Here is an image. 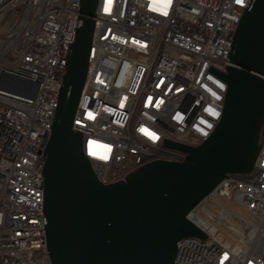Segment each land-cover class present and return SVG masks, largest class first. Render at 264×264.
Returning <instances> with one entry per match:
<instances>
[{"label": "built area", "instance_id": "obj_1", "mask_svg": "<svg viewBox=\"0 0 264 264\" xmlns=\"http://www.w3.org/2000/svg\"><path fill=\"white\" fill-rule=\"evenodd\" d=\"M81 0L23 3L0 38V264H52L42 168ZM250 0H98L73 130L104 184L155 161L183 163L163 139L197 147L221 121L233 38ZM129 172V173H130ZM128 173V174H129ZM187 218L207 240L177 243L175 264H264V127L249 173L227 175ZM223 201L238 204V214Z\"/></svg>", "mask_w": 264, "mask_h": 264}, {"label": "water", "instance_id": "obj_2", "mask_svg": "<svg viewBox=\"0 0 264 264\" xmlns=\"http://www.w3.org/2000/svg\"><path fill=\"white\" fill-rule=\"evenodd\" d=\"M42 168L52 264H175L177 243L208 236L187 216L232 173H249L264 127V0H250L236 29L221 121L197 147L163 139L183 163L155 161L102 183L73 130L88 68L98 0H81Z\"/></svg>", "mask_w": 264, "mask_h": 264}, {"label": "rangeland", "instance_id": "obj_3", "mask_svg": "<svg viewBox=\"0 0 264 264\" xmlns=\"http://www.w3.org/2000/svg\"><path fill=\"white\" fill-rule=\"evenodd\" d=\"M24 4L20 3L13 8L7 9L0 13V38L7 37L19 23L23 12ZM228 207L236 211L238 214L247 215V213L238 204L223 201Z\"/></svg>", "mask_w": 264, "mask_h": 264}, {"label": "trees", "instance_id": "obj_4", "mask_svg": "<svg viewBox=\"0 0 264 264\" xmlns=\"http://www.w3.org/2000/svg\"><path fill=\"white\" fill-rule=\"evenodd\" d=\"M130 171H125V172H119L117 173L115 179L116 180H121L123 179Z\"/></svg>", "mask_w": 264, "mask_h": 264}]
</instances>
